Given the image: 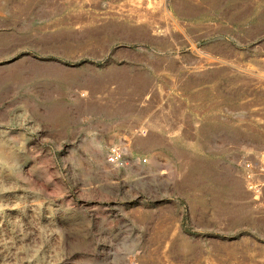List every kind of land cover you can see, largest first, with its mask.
Masks as SVG:
<instances>
[{
	"label": "rangeland",
	"instance_id": "374dc122",
	"mask_svg": "<svg viewBox=\"0 0 264 264\" xmlns=\"http://www.w3.org/2000/svg\"><path fill=\"white\" fill-rule=\"evenodd\" d=\"M0 264H264V0H0Z\"/></svg>",
	"mask_w": 264,
	"mask_h": 264
},
{
	"label": "built area",
	"instance_id": "2783aa9c",
	"mask_svg": "<svg viewBox=\"0 0 264 264\" xmlns=\"http://www.w3.org/2000/svg\"><path fill=\"white\" fill-rule=\"evenodd\" d=\"M118 159H119L118 150L117 149H112L110 154H109L108 160L110 162H116Z\"/></svg>",
	"mask_w": 264,
	"mask_h": 264
}]
</instances>
